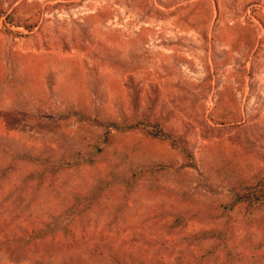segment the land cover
<instances>
[{
    "label": "rangeland",
    "instance_id": "obj_1",
    "mask_svg": "<svg viewBox=\"0 0 264 264\" xmlns=\"http://www.w3.org/2000/svg\"><path fill=\"white\" fill-rule=\"evenodd\" d=\"M73 90L86 116L136 108L184 134L196 168L138 179L114 148L141 134L95 154L100 131L77 134L68 118L54 132L41 117H60ZM146 140L135 147L180 166ZM231 148L264 169V0H0V264H264V208L243 217L226 185L205 187L211 151ZM29 152L59 174L30 180ZM37 229L53 234L30 242Z\"/></svg>",
    "mask_w": 264,
    "mask_h": 264
},
{
    "label": "trees",
    "instance_id": "obj_2",
    "mask_svg": "<svg viewBox=\"0 0 264 264\" xmlns=\"http://www.w3.org/2000/svg\"><path fill=\"white\" fill-rule=\"evenodd\" d=\"M155 10V12H160L158 9ZM205 39H207V37H205ZM17 73H19V71H17ZM16 80L21 84L22 81L19 77L16 78ZM33 96V101L28 104L35 106L36 109L39 110L38 112L44 110L46 103L40 98L41 94L40 96L39 94ZM58 97L68 108L64 111H60L57 107V112L60 114V117H57L55 120L48 119V117L41 118L44 122H47L48 125L53 126L54 132L57 133L62 132V123L66 124L71 122L68 118H72L77 122L75 127V132H77V134H84L87 136L86 133L91 132V130L94 132H97V130L100 131L98 139L94 144H91L95 154L97 152L101 153L106 149H111L113 144L118 145L119 142L117 141L121 135L122 137H125L124 134L127 133H139L141 134V137L137 138L136 142L138 144H141V142L144 143L147 141V138L156 142L167 143L170 149L176 151L181 159L180 166L175 169L170 165H166L163 161L165 160L164 158L160 157L158 154H152V152L147 150V148H144L143 145L139 148L135 147L138 144H135L134 146L118 145V150L116 147L114 148L115 152L119 151L118 153L126 158L130 156L132 163L136 162L140 164L138 167L132 166L134 168V177L136 176L138 179H141L145 176H174L182 170L196 168L194 155L185 135H174L172 132L166 131L159 123L150 120L149 113L144 117L137 118V111L136 108H134L135 114L132 117H125L120 121H113L110 119L103 121L86 116L84 113L74 109V103L76 104L80 101L82 104L85 99L82 97L80 91L77 93L73 90L66 95L61 93ZM40 133L45 132L42 130ZM120 148H123L124 150H121ZM231 150L234 152L232 156H229L224 152L217 151V153H215V150L211 151L209 159L204 162L203 177L207 184L205 187L210 189L217 183L226 185L231 194L232 201L229 211H232L236 207L243 217L255 215L264 208V169H259V171L254 172L253 168H251L246 161L241 160L236 149L231 148ZM28 155L30 156L28 159L21 158V160H23L25 164L30 163L34 166L28 174L30 180H36L42 185L48 175L50 176V179H54V176L59 174L60 168L58 165L47 164L48 159L40 158L39 154H35L34 156L29 152ZM136 169L139 170L138 173H136ZM69 213H71L69 209H62L59 213L58 219L63 222L64 218H66ZM75 218L76 217H72L71 221L61 229L60 233L65 238L69 237V225L75 222ZM44 232V229H37L30 233V242L43 238L45 234H53V232ZM217 237L219 238V235Z\"/></svg>",
    "mask_w": 264,
    "mask_h": 264
}]
</instances>
